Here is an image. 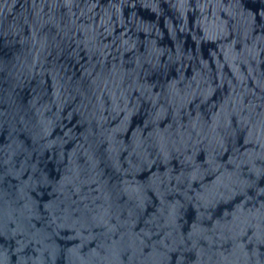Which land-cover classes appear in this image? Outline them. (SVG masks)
Wrapping results in <instances>:
<instances>
[{
	"label": "water",
	"instance_id": "water-1",
	"mask_svg": "<svg viewBox=\"0 0 264 264\" xmlns=\"http://www.w3.org/2000/svg\"><path fill=\"white\" fill-rule=\"evenodd\" d=\"M195 5L0 0V264L93 253L207 264L216 252L254 264L257 249L264 262V159L238 119L264 114V0H239L255 21H233L226 37L201 25ZM178 81L200 86L183 107ZM110 92L128 96L126 113ZM222 108L232 121L222 145L169 143L189 114L210 126ZM219 172L238 177L237 194H212Z\"/></svg>",
	"mask_w": 264,
	"mask_h": 264
},
{
	"label": "clouds",
	"instance_id": "clouds-1",
	"mask_svg": "<svg viewBox=\"0 0 264 264\" xmlns=\"http://www.w3.org/2000/svg\"><path fill=\"white\" fill-rule=\"evenodd\" d=\"M65 3L71 7L72 0H65ZM195 7L199 10L200 15L202 17L201 25L205 27L209 31L218 32L222 36H227L229 28L232 26L233 21L243 20L245 28H248L251 23L255 21V16L245 13L239 7V0H196ZM221 13H224L222 16ZM260 18L264 21V11L260 12ZM210 39L212 37H209ZM183 81L176 82V98L179 102L180 107H183L187 102L188 98L196 97L200 95V86L196 85L195 91L191 87H186L181 89L180 85ZM104 90H108V84H104ZM110 98L113 101L114 111H124L127 112L128 104L131 102L128 96L124 93L120 95V102L116 101L115 93H109ZM161 96L159 93L155 94L154 106L160 101ZM164 104H171V102L165 98L163 101ZM177 105H173L175 107ZM264 107V105H261ZM161 113L165 112V108L161 105L159 108ZM261 116L255 124H252L251 119H243L238 118L240 123H244L247 127H250V137L249 140L252 142L254 136L255 147L252 149V153L259 155L262 159H264V114H258ZM187 119L190 121L188 125H181L180 129L175 133V140H170L169 143L173 146L175 144H180L188 150L189 146H195L198 142H208V143H220L223 144V139L220 136L221 132L227 131L232 128V121L228 118L227 109H221L220 113L215 114L212 117L211 125H206L204 127H198L197 124L191 123L192 117L189 114ZM232 164L239 169L240 166L232 162ZM252 169L249 168L248 174H252ZM192 181L199 180L201 183L204 182L205 177L203 175H195L193 174L191 177ZM257 186H259V178H257ZM212 190V194L224 199L225 195H235L236 189L238 187V177L234 176L230 173L219 172L215 176V180L212 182L210 186ZM255 191V188H253ZM243 198L252 202L245 193ZM259 202V198L257 201ZM264 206V205H262ZM248 221L246 219L241 220V225H246ZM242 230V229H241ZM115 243V242H113ZM214 259H209L207 264H241V260H243V264H252V258L248 257L247 254H244L242 257H228L225 256L221 252H216L213 254ZM259 251L257 249V253L255 255L254 264H264V262L260 259ZM79 264H112L111 259L107 257H102L99 254L93 253L89 256L78 258ZM136 264H143V261H137Z\"/></svg>",
	"mask_w": 264,
	"mask_h": 264
}]
</instances>
